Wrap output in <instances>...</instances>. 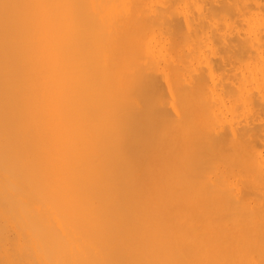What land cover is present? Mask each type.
Masks as SVG:
<instances>
[{"label":"bare ground","instance_id":"obj_1","mask_svg":"<svg viewBox=\"0 0 264 264\" xmlns=\"http://www.w3.org/2000/svg\"><path fill=\"white\" fill-rule=\"evenodd\" d=\"M0 264H264V0H0Z\"/></svg>","mask_w":264,"mask_h":264}]
</instances>
